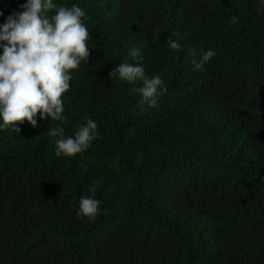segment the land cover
Listing matches in <instances>:
<instances>
[{
  "label": "trees",
  "instance_id": "trees-1",
  "mask_svg": "<svg viewBox=\"0 0 264 264\" xmlns=\"http://www.w3.org/2000/svg\"><path fill=\"white\" fill-rule=\"evenodd\" d=\"M24 2L0 0V23ZM54 2L85 11L89 60L72 72L63 121L0 131V264H264L258 0ZM134 47L167 89L154 108L139 104L140 82L109 76ZM207 49L217 55L194 71ZM85 118L101 138L57 157L48 131L72 136ZM94 181L90 221L77 210Z\"/></svg>",
  "mask_w": 264,
  "mask_h": 264
},
{
  "label": "clouds",
  "instance_id": "clouds-1",
  "mask_svg": "<svg viewBox=\"0 0 264 264\" xmlns=\"http://www.w3.org/2000/svg\"><path fill=\"white\" fill-rule=\"evenodd\" d=\"M258 14H264V0H258ZM18 11L9 14L0 23V131L6 128L19 133L18 124L25 121L35 128L37 119L63 121V95L70 88L72 72L81 63L88 64L90 35L85 21V11L77 4L71 7L58 5L54 0H25ZM49 12H54L51 16ZM3 12L0 11V16ZM237 17H231L235 24ZM159 38V35L156 37ZM169 48L180 51L176 40L168 41ZM217 55L213 49L203 50L197 59L193 53L191 64L199 71ZM128 56L133 63H119L110 77L135 84L140 95L139 104L154 108L166 91L159 75L149 77L145 73L143 56L139 48L130 49ZM39 114V116H37ZM55 139L57 157H73L86 152L94 140L101 138L98 124L91 118L74 132L65 136L62 127L48 131ZM94 181L89 191L93 195L82 196L77 217L94 221L101 211V201L94 198Z\"/></svg>",
  "mask_w": 264,
  "mask_h": 264
}]
</instances>
